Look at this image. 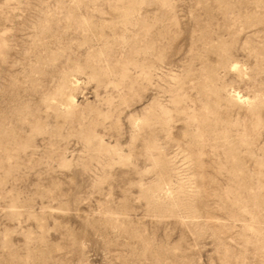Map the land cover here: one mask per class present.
Here are the masks:
<instances>
[{
	"label": "rangeland",
	"instance_id": "obj_1",
	"mask_svg": "<svg viewBox=\"0 0 264 264\" xmlns=\"http://www.w3.org/2000/svg\"><path fill=\"white\" fill-rule=\"evenodd\" d=\"M0 264H264V0H0Z\"/></svg>",
	"mask_w": 264,
	"mask_h": 264
}]
</instances>
